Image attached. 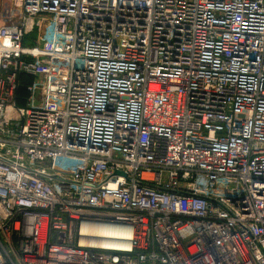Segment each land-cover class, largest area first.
I'll return each mask as SVG.
<instances>
[{
    "label": "built area",
    "instance_id": "1",
    "mask_svg": "<svg viewBox=\"0 0 264 264\" xmlns=\"http://www.w3.org/2000/svg\"><path fill=\"white\" fill-rule=\"evenodd\" d=\"M10 1L0 264H264V0Z\"/></svg>",
    "mask_w": 264,
    "mask_h": 264
},
{
    "label": "rangeland",
    "instance_id": "2",
    "mask_svg": "<svg viewBox=\"0 0 264 264\" xmlns=\"http://www.w3.org/2000/svg\"><path fill=\"white\" fill-rule=\"evenodd\" d=\"M10 5H11L10 0H0V20L4 18L5 13L8 11ZM39 36H40V32H38V35L34 32V34L25 38L23 42V50H22L23 58L29 61H39L45 65L50 63L51 64L54 63L56 65H62L64 61L63 60L64 54H62L63 48L61 41L59 40L58 42H56L55 40H52V43H54L52 45L53 50L48 52L47 50H45L46 49L45 43H47L45 41V38H47L46 37L47 35L41 33L42 39ZM40 78H43V76H41ZM35 80L36 79L29 77L28 83H26V85L24 84L26 91L23 95L21 94L23 97L18 95L17 103L21 107L25 105L26 99L28 98L27 87L33 84ZM33 105L36 107L40 105V101L38 97Z\"/></svg>",
    "mask_w": 264,
    "mask_h": 264
},
{
    "label": "bare ground",
    "instance_id": "3",
    "mask_svg": "<svg viewBox=\"0 0 264 264\" xmlns=\"http://www.w3.org/2000/svg\"><path fill=\"white\" fill-rule=\"evenodd\" d=\"M87 228L88 230H91L94 235L98 233L97 236L103 237V238H105L106 234L104 235L102 232H107L111 236H116V237H118L121 234L118 228H110V227H103V226H96V225H89ZM107 241H110V240H103L102 243H106Z\"/></svg>",
    "mask_w": 264,
    "mask_h": 264
},
{
    "label": "crops",
    "instance_id": "4",
    "mask_svg": "<svg viewBox=\"0 0 264 264\" xmlns=\"http://www.w3.org/2000/svg\"><path fill=\"white\" fill-rule=\"evenodd\" d=\"M38 32H40V36H39L40 38H41V33H44L45 35H47L46 36L47 38H45V41L47 42V43H45V48H46L45 50H47L48 52L52 51L53 50L52 45L54 44V43H52V40H55L56 42H58L59 40L53 38L50 25L46 24V25L42 26L40 29L37 28L35 33L38 35ZM32 34H34V33H32ZM24 83H27V82H24ZM22 95H20V96L23 97Z\"/></svg>",
    "mask_w": 264,
    "mask_h": 264
},
{
    "label": "trees",
    "instance_id": "5",
    "mask_svg": "<svg viewBox=\"0 0 264 264\" xmlns=\"http://www.w3.org/2000/svg\"><path fill=\"white\" fill-rule=\"evenodd\" d=\"M28 80H29V77H27V76L26 77L25 76H22L20 78V86H19L17 95H21V94H24L25 93V91H26L25 90L26 83H24V82H27L28 83Z\"/></svg>",
    "mask_w": 264,
    "mask_h": 264
}]
</instances>
